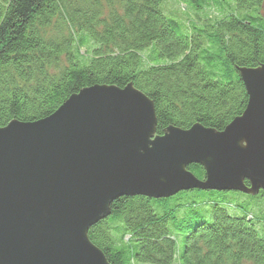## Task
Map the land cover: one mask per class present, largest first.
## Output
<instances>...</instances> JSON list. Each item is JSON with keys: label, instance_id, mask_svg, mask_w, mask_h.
<instances>
[{"label": "trees", "instance_id": "1", "mask_svg": "<svg viewBox=\"0 0 264 264\" xmlns=\"http://www.w3.org/2000/svg\"><path fill=\"white\" fill-rule=\"evenodd\" d=\"M163 1L0 0V129L83 89L131 85L155 136L222 132L247 104L239 71L264 66V0H179L181 20ZM186 171L204 181L202 166ZM87 238L106 264H264V191L121 197Z\"/></svg>", "mask_w": 264, "mask_h": 264}, {"label": "water", "instance_id": "2", "mask_svg": "<svg viewBox=\"0 0 264 264\" xmlns=\"http://www.w3.org/2000/svg\"><path fill=\"white\" fill-rule=\"evenodd\" d=\"M239 75L247 104L222 132L155 136L153 105L131 85L83 89L45 119L1 128L0 264H106L87 232L121 197L264 191V66Z\"/></svg>", "mask_w": 264, "mask_h": 264}, {"label": "rangeland", "instance_id": "3", "mask_svg": "<svg viewBox=\"0 0 264 264\" xmlns=\"http://www.w3.org/2000/svg\"><path fill=\"white\" fill-rule=\"evenodd\" d=\"M179 0H164L163 1V7L164 9V14L171 18V19H176V20H181L184 18V12H181L180 6H179ZM264 15V13H263Z\"/></svg>", "mask_w": 264, "mask_h": 264}]
</instances>
